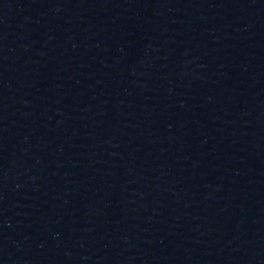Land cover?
Instances as JSON below:
<instances>
[{
	"label": "water",
	"instance_id": "95a60500",
	"mask_svg": "<svg viewBox=\"0 0 264 264\" xmlns=\"http://www.w3.org/2000/svg\"><path fill=\"white\" fill-rule=\"evenodd\" d=\"M154 264H264V0H247L205 146Z\"/></svg>",
	"mask_w": 264,
	"mask_h": 264
}]
</instances>
